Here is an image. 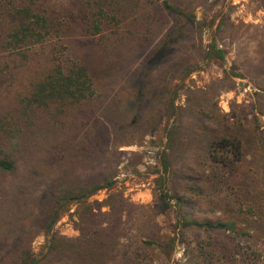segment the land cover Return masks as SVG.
Instances as JSON below:
<instances>
[{"label": "trees", "instance_id": "1", "mask_svg": "<svg viewBox=\"0 0 264 264\" xmlns=\"http://www.w3.org/2000/svg\"><path fill=\"white\" fill-rule=\"evenodd\" d=\"M53 1L0 0V97L12 93L15 75L26 63L36 66L46 56L43 78L29 81L25 94L13 103L9 97L0 101V264H152L151 254L161 245L151 232L146 234L147 242L126 249L119 262L114 261L125 208L136 204L121 191H111L104 200L89 198L99 190H110L116 182L118 139L132 137L139 128L148 133L155 125L153 118L148 119L157 103L152 99L153 86L163 87L158 99L161 109L152 116L161 119L162 110L174 102L168 103L166 96L175 76L213 55L223 59L226 52L215 42L204 45L201 36L189 41L200 26L191 5L179 8L169 0L151 1L153 7L176 18L173 26L162 30L159 24L152 28L142 21L149 15L139 10L140 0H76L67 6L64 2L51 5ZM78 26L85 28L86 35L99 34L109 26L115 34L124 31L123 39L138 28L142 42L152 32L162 34L142 57L132 86L116 94L112 91L114 96L104 101L98 93L100 79L106 76V68L109 72L116 67V45L107 50L104 59L109 60L97 71L84 54L80 57L68 44L64 48L55 41L63 28L67 35ZM119 26H123L120 33ZM163 70V79H169L160 85ZM203 158L210 167L205 182L215 190L227 183V173L243 163V141L214 134ZM163 164L165 171L170 170L167 155ZM164 184L161 179L158 203L164 211L178 207L183 229L239 233L236 222L201 219L186 212L195 200L179 191L174 194ZM196 191L201 194V187ZM244 197L243 192L237 195ZM72 203L77 204L73 214L79 235L67 237L53 229ZM39 234L47 239V249L37 255L33 242Z\"/></svg>", "mask_w": 264, "mask_h": 264}, {"label": "rangeland", "instance_id": "2", "mask_svg": "<svg viewBox=\"0 0 264 264\" xmlns=\"http://www.w3.org/2000/svg\"><path fill=\"white\" fill-rule=\"evenodd\" d=\"M151 1L155 0H140L139 10L149 15L148 20L143 17L142 21L152 28L159 24L162 30L173 26L176 18L153 7ZM169 1L179 8L194 7L200 26L195 28L194 37L191 35L189 41L196 42L201 36L204 45L215 42L225 50V57L219 59L213 55L194 64L190 70L178 73L166 96L168 103L170 99L174 102L162 110L161 119L152 116L161 109L158 99L163 87L153 86L152 99L157 103L152 105L148 119L153 118L155 125L148 133L142 134L144 130L139 128L132 137L118 139L116 182L110 190H99L89 199L104 200L111 191H121L136 204L125 208L121 244L114 257L116 263L126 249L147 242L146 234L151 232L161 245L151 254L152 264H264V0ZM56 2L51 5L64 2L67 6L75 4L76 0ZM119 27L120 33L123 26ZM142 28L145 30L147 26ZM133 31L128 39H123L124 31L115 34L109 26L94 35H86L85 28L78 26L67 35L63 28L55 41L64 48L68 44L80 57L84 54L97 71L109 60L104 59L107 50L116 45L118 58L115 60L113 55L111 59L115 60L116 67L109 72L106 68L107 74L100 79L98 90L100 98L106 101L114 96L112 91L116 94L132 86L133 74L142 57L162 34L151 31L150 39L142 42L136 33L140 29ZM114 36L122 40L117 41ZM45 58L44 53L36 66L28 67L26 63L15 75L17 83L12 93L1 96L0 101L9 97L13 103L15 97L19 99L25 94L29 81L43 78ZM164 70L160 85L169 79H163ZM214 134L241 138L245 151L243 163L227 173V183L218 185L215 190L209 187L211 183L205 182L210 167L203 158L207 142ZM126 140L130 142L121 143ZM164 155L170 162L168 171L164 168ZM161 179L165 189L169 188L174 194L179 191L195 200L193 209L186 212L192 211L194 217L201 219L236 222L239 233L183 229L178 221V207L164 211L158 203ZM199 186L201 194L196 193ZM242 192L245 199H238L237 195ZM251 201L257 204L253 207ZM76 208L77 204L72 203L53 230L67 237L78 236L73 214ZM46 244L45 236L39 234L33 242L34 253L43 254Z\"/></svg>", "mask_w": 264, "mask_h": 264}]
</instances>
